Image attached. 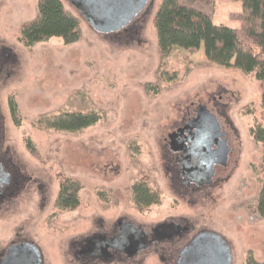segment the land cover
Segmentation results:
<instances>
[{
	"label": "rangeland",
	"instance_id": "obj_1",
	"mask_svg": "<svg viewBox=\"0 0 264 264\" xmlns=\"http://www.w3.org/2000/svg\"><path fill=\"white\" fill-rule=\"evenodd\" d=\"M37 1L0 0L1 149L26 179L0 210V248L20 235L41 246L47 264H76L66 256L71 242L95 233L99 218L106 224L129 214L144 228L184 218L192 234L211 230L226 239L232 264H245L248 256L264 263V220L256 212L264 147L250 135L256 122L264 124L261 84L240 71L206 65L203 45L190 63L179 49L162 58L153 28L160 0H148L138 18L116 34L95 31L68 0H60L79 20V41L65 46L51 39L27 48L20 28L36 17ZM241 6L217 1L213 24L239 28L230 14ZM156 87L157 94L149 91ZM199 106L227 134L230 161L218 181L189 192L179 181L174 187L166 138L198 118ZM70 110L94 111L102 120L75 134L35 127L46 113ZM65 178L81 185V205L56 214L53 204ZM137 182L159 191L160 204L137 211L131 191ZM143 260L162 264L155 251Z\"/></svg>",
	"mask_w": 264,
	"mask_h": 264
},
{
	"label": "trees",
	"instance_id": "obj_2",
	"mask_svg": "<svg viewBox=\"0 0 264 264\" xmlns=\"http://www.w3.org/2000/svg\"><path fill=\"white\" fill-rule=\"evenodd\" d=\"M217 1L160 0L153 18L159 54L165 58L179 49L186 53L184 59L190 63L189 56L197 53L203 45L206 65L240 71L253 76L261 84V107L264 110V0H232L242 5L239 12L230 14L231 20L239 22L237 29L213 24ZM36 12V17L20 28V41L25 47L32 48L51 39H58L65 46L79 41V20L65 10L60 0H38ZM167 79L174 80L173 76ZM149 91L157 94L159 88H150ZM9 107L13 120L18 123L17 105L12 98ZM101 120V115L94 111L50 112L42 115L35 127L42 131L75 134ZM250 135L264 147V124L256 122ZM27 145L33 153L35 148L30 140ZM80 191L81 185L77 181L63 179L54 204L56 214L76 211L81 205ZM131 191L132 201L139 212L161 202L160 192L144 182L133 184ZM256 212L264 220V184L257 196ZM245 264L264 263L248 256Z\"/></svg>",
	"mask_w": 264,
	"mask_h": 264
},
{
	"label": "flooded vegetation",
	"instance_id": "obj_3",
	"mask_svg": "<svg viewBox=\"0 0 264 264\" xmlns=\"http://www.w3.org/2000/svg\"><path fill=\"white\" fill-rule=\"evenodd\" d=\"M68 1L86 21L90 19L100 25L130 18L127 25L109 34H116L127 27L138 18L148 3V0ZM141 4L142 10L134 15ZM200 115L202 117L191 118L185 127L169 133L166 138L171 154L169 163L174 174V187L182 183L183 188L189 192L214 184L225 171L216 175L207 173V165L214 156V147L221 138V128L216 125L211 113ZM1 143L0 130V210L18 196L26 182L20 168L10 159L8 151L1 149ZM54 204L53 209L56 210ZM101 221V218L96 220L98 225L95 233L69 244L66 256L70 254L76 264H143L145 255L154 251L159 253L162 264H200V258L194 254L204 248L213 249L211 244L214 241H220L231 251L228 241L218 233L198 230L192 234L193 228L187 225L184 218H168L147 228L136 223L134 216L129 214L121 215L106 224H101ZM24 244L28 247L8 257L12 247ZM35 259L39 264H47L41 246L20 235L0 248V264H35Z\"/></svg>",
	"mask_w": 264,
	"mask_h": 264
},
{
	"label": "water",
	"instance_id": "obj_4",
	"mask_svg": "<svg viewBox=\"0 0 264 264\" xmlns=\"http://www.w3.org/2000/svg\"><path fill=\"white\" fill-rule=\"evenodd\" d=\"M144 3V2H143ZM142 3V4H143ZM142 4L138 6V8L135 10L134 15L142 10ZM130 18H124L123 20H120L116 23H110L106 25H100L92 20L88 19V23H90L93 26V29L99 33L102 34H109L111 32H116L123 28L127 23L129 22ZM206 112V113H205ZM208 115L210 112L206 109L205 106H200L199 110L197 112L198 117H202L200 114ZM200 115V116H199ZM216 125L221 128L220 134L221 138L219 141V144H217L214 147V156L212 157L211 161L207 165V173L210 175H216L218 173H222L226 167L229 165V140L227 134L224 132L222 127L220 126L219 122H217L216 118L213 116ZM213 249L211 250H205L201 249L198 252L194 254V256H198L200 258L199 263L200 264H232V256L230 248L226 245H223L220 243V241H214L212 244ZM215 246V247H214ZM28 247V245H18L14 246L9 250L8 257H10L12 254H17L19 251H22V248ZM36 261V259H35ZM35 264H39V261L37 260Z\"/></svg>",
	"mask_w": 264,
	"mask_h": 264
}]
</instances>
